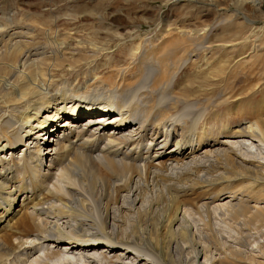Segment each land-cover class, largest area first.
Here are the masks:
<instances>
[{
	"label": "bare ground",
	"instance_id": "6f19581e",
	"mask_svg": "<svg viewBox=\"0 0 264 264\" xmlns=\"http://www.w3.org/2000/svg\"><path fill=\"white\" fill-rule=\"evenodd\" d=\"M245 18L243 41L221 39L222 56L208 54L218 39L206 26L165 24L177 37L152 44L139 73L125 64L103 75L95 65L76 89L59 85L82 64H58L64 42L31 47L23 41L29 30L0 28V264H137L142 256L157 264H264L254 245L249 253L223 241L234 239L228 222L247 219L264 258V97L244 101L264 88V32L252 38L264 26ZM202 55L206 84L178 89L180 74ZM238 119L250 124L232 127ZM217 186L213 207L185 197ZM133 208L143 245L137 236L119 241ZM216 217L222 230L213 228ZM144 236L164 242L168 261L151 254ZM119 246L125 254L111 256Z\"/></svg>",
	"mask_w": 264,
	"mask_h": 264
},
{
	"label": "rangeland",
	"instance_id": "374dc122",
	"mask_svg": "<svg viewBox=\"0 0 264 264\" xmlns=\"http://www.w3.org/2000/svg\"><path fill=\"white\" fill-rule=\"evenodd\" d=\"M256 4H258L259 7H255L250 0H240V3H237L236 0H0V28L7 26L8 28H15L16 26L18 28L17 30H19V27L24 28L26 31L29 30L31 35L26 36L25 34L23 41L30 43L31 47L48 49L47 47L50 42L53 43L57 40L64 42L66 50L63 52L66 53V56L64 58L61 57L58 64L65 65V68L68 69H72L70 65L80 64V60H82V64L80 65L81 68L80 66L78 67V70H71L72 73L68 75L69 77H65V79L59 82V85L60 87L68 86L67 88L76 89L80 86L84 87L86 82L92 79V74L95 72L96 66H98V72L103 75H107L110 70L116 72L123 68L125 64L132 72L137 71V73H139L140 69L137 61L144 58V54L149 52L148 48H152V44L161 43V41H166L177 35V30L166 35L167 33L163 30L165 24L171 25L172 29L179 27L187 32H189L190 28L195 29L196 26H206V28L209 29V34H211L210 38L218 39L211 44L208 49V54L213 56L216 53L218 57L222 56L226 51L223 49L224 47L220 41L221 39L234 40L238 38L241 39L245 36L244 34H246L248 29L243 27L242 24H249L245 15L254 22V26H264V0H261V3L257 1ZM226 15H232L233 18L223 23V20H227L224 18ZM240 23L241 26L240 29H238L237 26ZM200 29L201 28L196 29V33L200 32ZM263 32L264 31H257V35H252V38L258 36V33ZM241 40L243 41V39ZM233 51L235 52V49L230 50V55L233 54ZM162 52L161 50L155 51L156 55H162L161 57L165 59L163 55L165 52ZM193 58L198 62L196 69H194V67H188L183 70L178 78V89L183 88L185 84L189 86L192 85L193 81L196 82L195 85H204V83L206 84V81H208L207 74L209 72H206L204 68L206 58L203 55ZM85 60L88 61L86 62ZM134 61H136L137 64ZM131 62L134 65H132ZM197 71L200 73H197ZM87 74H89V78ZM72 76L75 78H72ZM76 81L77 83H74ZM71 83L74 84L72 85ZM263 97L264 88H261L254 96L244 101L247 102V105L252 103L255 104ZM222 111L225 112V110L220 108L218 113H222ZM245 116L250 117L248 115ZM104 119L99 118L102 123L109 122L108 120L104 121ZM115 122L108 123L103 127H107V129L110 130ZM241 123H246L245 125L250 124L248 121L242 122V120L238 119L236 122L233 121L231 126L236 127ZM173 147L174 143L169 145L168 150ZM236 184H238V182ZM217 187L214 190L211 189L207 193L204 188H197L193 193L192 191L188 192L185 197H187L191 203H195L197 200L201 199L202 201L212 203L211 207H213L215 203L212 202L213 195L211 193L218 192L220 186ZM201 190L203 192H201ZM228 190L230 191L232 189L227 188V192H229ZM145 204L146 202H140L136 207H142ZM120 205L127 207L130 203L121 200ZM135 210L136 209L133 208V211H127L125 217L126 221L123 225V232H128V234H125L127 239H118L119 241L129 240L128 242H130L132 237L137 236L135 231L137 225L135 219L137 220L138 218H135ZM197 216L198 215H196L195 221L198 220ZM214 219V224H212L213 228L222 230L223 228L217 225L219 218ZM227 222L226 224L229 223L228 225L234 228V231L231 233L234 239L228 240L226 237L223 241L227 240L229 242L228 244L234 247L240 244L241 246L239 247L246 249L249 253H251L250 249L252 245H254L253 247L255 250H253L254 252L252 254L256 255L259 261H264V258L259 254L257 245L254 244L255 240L251 237L254 235L256 237L257 235L251 226V222L244 218ZM236 231H240L243 240L238 238L239 234ZM108 233L111 232L108 231ZM163 234L162 232L160 235H162L163 240L166 241ZM143 235V233L138 234L137 237L139 238L136 240L138 244H144L141 239ZM111 236L113 237L114 235L111 233ZM120 237H124V235L121 234ZM144 237L147 239L146 241H148V248L150 246L149 250H152L151 254L157 252V254L162 255V257L168 261L165 254L166 248L164 242L158 245L155 241H151L150 236ZM237 238L239 239L238 243L235 242ZM112 240L117 241V238L114 236ZM222 242L220 243L223 244ZM122 249L125 250L124 247L120 246L115 248L111 256L121 253ZM122 253L125 254V252ZM129 254L130 257H132L134 252ZM215 254L217 258L222 256L219 255L217 251ZM126 256H128V254ZM145 260L147 259L142 256L135 262L139 261L137 264H157L151 260H147V262H145Z\"/></svg>",
	"mask_w": 264,
	"mask_h": 264
}]
</instances>
